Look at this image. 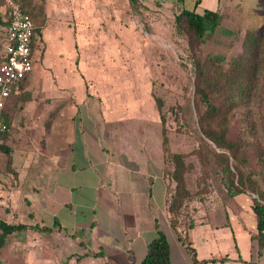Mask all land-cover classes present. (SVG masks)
I'll return each mask as SVG.
<instances>
[{
  "label": "rangeland",
  "instance_id": "obj_1",
  "mask_svg": "<svg viewBox=\"0 0 264 264\" xmlns=\"http://www.w3.org/2000/svg\"><path fill=\"white\" fill-rule=\"evenodd\" d=\"M28 1L43 32L44 51L50 48L64 63L60 66L63 72L74 74L73 81L70 74L63 75L71 87L68 91L74 97L83 91L82 103L88 100L94 101V106L109 107L123 137L131 141L129 146L134 141L141 143V148L145 142L146 151L159 155L163 134L168 152L182 157L183 187L177 195L183 196L178 210L170 216L176 226L187 229L209 223L230 228L232 223L235 227L244 225L243 231L250 235L252 200L258 197L264 205V0H213L219 24L197 44L189 43L174 16L181 10H192L198 0H139L135 6L128 0ZM3 3L0 0L1 14ZM198 3L207 6L205 0ZM246 32L260 34L263 42L241 69L242 84L230 87L225 82L228 74H217L226 73L231 61L240 56ZM1 50L0 33V54ZM41 56L36 50L34 65L43 66ZM210 58L218 59L213 67L218 72L208 75L207 85L218 87L215 107L220 113L204 129L223 134L228 145L224 150L201 134L193 102V64ZM252 60L257 62L254 68ZM155 99L160 104L159 113ZM67 102L74 104L73 98ZM8 134L0 136V147L7 150H0V220L27 224L26 186L20 184L24 179L18 180L11 167L12 155L22 153L18 145L9 142ZM166 163L164 179L171 194L173 164L170 160ZM225 165L241 177L242 194L228 193ZM165 216L169 220L166 210ZM27 230L8 237L0 249V264H63L64 258L71 257L66 251L65 256L58 254L56 236ZM254 236L250 240L256 243ZM233 237H223L221 256L228 258L237 248L246 247L239 241L244 234ZM258 249L262 256L264 249Z\"/></svg>",
  "mask_w": 264,
  "mask_h": 264
},
{
  "label": "crops",
  "instance_id": "obj_2",
  "mask_svg": "<svg viewBox=\"0 0 264 264\" xmlns=\"http://www.w3.org/2000/svg\"><path fill=\"white\" fill-rule=\"evenodd\" d=\"M205 1L207 6L194 4L192 10L215 11L216 3ZM40 41L35 50L44 64L34 65V57L32 72L5 113L9 142L22 153L11 157L13 171L26 186L30 223L20 224L49 228L43 234L58 238V254L71 255L63 264H139L157 233L166 238L170 264H191L165 216L168 183L161 154L146 151L145 142L141 148L134 141L129 146L109 107L82 103L83 91L74 97L63 76L70 74L73 81L74 74L63 72L64 63L50 48L44 51L42 31ZM69 98L74 100L71 106ZM250 216V235L244 225L232 223L230 228L202 223L176 231L186 235L197 261L264 264V253L259 256L257 242L250 240L255 234ZM238 233L245 235L239 240L245 242L244 250L221 256L223 237L233 240Z\"/></svg>",
  "mask_w": 264,
  "mask_h": 264
},
{
  "label": "trees",
  "instance_id": "obj_3",
  "mask_svg": "<svg viewBox=\"0 0 264 264\" xmlns=\"http://www.w3.org/2000/svg\"><path fill=\"white\" fill-rule=\"evenodd\" d=\"M132 6L139 0H128ZM3 11L0 13V33L3 39L5 34V28L7 27V13L4 12L5 0H3ZM19 6V9L22 13H24L32 22L34 26L33 36H32V47L33 50L35 44L38 45V39L40 37V27L37 25L35 20V15L32 10L29 9V1L28 0H13ZM197 3H194L197 5ZM220 16L215 11H210L204 9L201 14H197L194 10H181L177 15L174 16V22L176 26H180L186 33L189 43H198L206 33L213 32L218 24H219ZM3 33V35H2ZM263 42V37L258 33L246 32L242 41V51L239 57L235 60H232L227 72L223 75L217 74V76H226L225 82L232 86H240L242 84L243 78H241V69L245 66L247 57H251L256 55V52L259 48L260 43ZM217 58H210L206 60V62L200 63L199 61L194 62V75L196 81L194 82V107L197 112V121L200 127L201 134L208 139L213 145L220 150H224L228 147L227 143L224 141L223 134L214 135L212 131L205 130V124L209 123V121L218 118L220 111L215 107V98L218 95V87L217 85L210 86L207 85L208 75H213V73H217V70H213V67L216 66ZM256 60H252L251 68L256 67ZM24 81L20 82L17 88L11 89L9 93L8 99L5 101L3 112L6 113L9 105L19 97V90L22 89ZM156 104V110L159 113L160 104L157 99L154 100ZM7 125L8 121L5 119ZM161 125L163 124V119L160 116ZM4 134L0 135L3 136ZM0 150L6 153L7 150L0 147ZM217 156L226 160V157L223 154H217ZM161 157L163 163V176L166 178L164 174V170L168 168V164L166 163L170 160L172 162L171 169V181H173L174 186L172 188L171 194L168 193V184L166 187V198H165V210L169 215L168 224L170 229L176 234L180 245L186 250L188 253L191 264H212L216 262L215 260H202L197 261L195 259L194 250L190 247V243L188 242L186 235H179L177 233V228L175 220L170 218L173 216L175 212L178 210L181 204V198L183 195H177L178 190H182L183 180H182V157L178 154H171L168 152L166 147V138L162 134L161 140ZM226 175L228 176V193L232 196L239 195L243 193L242 189L244 184L241 180V177L237 174H234L230 171L228 165L223 167ZM237 176L236 181H234V176ZM167 181V180H166ZM184 192V191H183ZM251 194L254 193L250 190ZM185 194V193H184ZM250 212L254 219L255 225V236L258 247H262L264 249V205L262 201L257 197L252 200L250 205ZM58 225L54 223V227ZM192 225H189L187 229H191ZM27 229L38 231V232H49L50 229L47 227H38L37 225L29 226L23 224H7L0 220V249L5 245L8 237L14 233H19L25 231ZM184 229V230H187ZM237 253V250H236ZM227 261V259H221L218 262L223 263ZM139 264H170L169 262V253H168V244L166 242V238L163 234L157 233V237L152 240L146 246V253L144 258L141 260Z\"/></svg>",
  "mask_w": 264,
  "mask_h": 264
},
{
  "label": "built area",
  "instance_id": "obj_4",
  "mask_svg": "<svg viewBox=\"0 0 264 264\" xmlns=\"http://www.w3.org/2000/svg\"><path fill=\"white\" fill-rule=\"evenodd\" d=\"M4 12L7 13V27L0 55V135L9 130L3 112L5 101L10 90L17 88L32 72L36 51V44L31 50L34 26L30 19L13 0H5Z\"/></svg>",
  "mask_w": 264,
  "mask_h": 264
}]
</instances>
